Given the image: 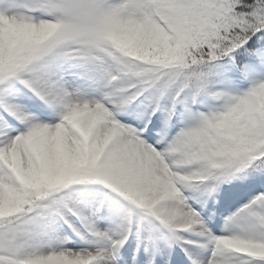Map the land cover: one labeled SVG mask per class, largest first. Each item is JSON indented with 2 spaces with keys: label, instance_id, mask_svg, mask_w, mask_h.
I'll use <instances>...</instances> for the list:
<instances>
[{
  "label": "snow or ice",
  "instance_id": "obj_1",
  "mask_svg": "<svg viewBox=\"0 0 264 264\" xmlns=\"http://www.w3.org/2000/svg\"><path fill=\"white\" fill-rule=\"evenodd\" d=\"M0 264H264V0H0Z\"/></svg>",
  "mask_w": 264,
  "mask_h": 264
}]
</instances>
